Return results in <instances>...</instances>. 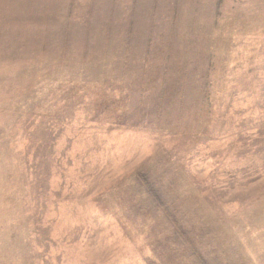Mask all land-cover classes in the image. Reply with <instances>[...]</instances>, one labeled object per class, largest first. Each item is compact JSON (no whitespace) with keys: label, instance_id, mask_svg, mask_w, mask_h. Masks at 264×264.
Returning <instances> with one entry per match:
<instances>
[{"label":"rangeland","instance_id":"374dc122","mask_svg":"<svg viewBox=\"0 0 264 264\" xmlns=\"http://www.w3.org/2000/svg\"><path fill=\"white\" fill-rule=\"evenodd\" d=\"M64 1L0 0V264H264V0Z\"/></svg>","mask_w":264,"mask_h":264},{"label":"crops","instance_id":"0c3cea01","mask_svg":"<svg viewBox=\"0 0 264 264\" xmlns=\"http://www.w3.org/2000/svg\"><path fill=\"white\" fill-rule=\"evenodd\" d=\"M98 1L99 0H85V2L88 4V8L86 10L87 11H91L90 13L88 12V15L90 16V20L96 18V17H93V14H92L93 11H95V7H96V5H93V4H96ZM64 2L65 3H67V2L69 3V0H65ZM103 9L104 8H101L99 11H101ZM104 11L106 12L107 10H104Z\"/></svg>","mask_w":264,"mask_h":264},{"label":"trees","instance_id":"16d2710c","mask_svg":"<svg viewBox=\"0 0 264 264\" xmlns=\"http://www.w3.org/2000/svg\"><path fill=\"white\" fill-rule=\"evenodd\" d=\"M201 264V263H200Z\"/></svg>","mask_w":264,"mask_h":264}]
</instances>
